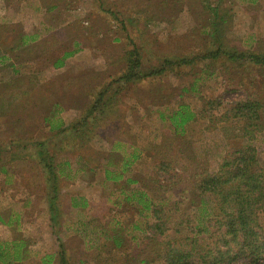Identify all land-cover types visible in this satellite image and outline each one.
<instances>
[{
    "label": "rangeland",
    "instance_id": "obj_1",
    "mask_svg": "<svg viewBox=\"0 0 264 264\" xmlns=\"http://www.w3.org/2000/svg\"><path fill=\"white\" fill-rule=\"evenodd\" d=\"M0 45V242L24 243V258L12 264H59L56 255L42 260L61 241L69 264H126L132 254V264H162L150 254L159 241L144 239L141 205L125 202L122 189L148 190L170 234H196L212 245L201 230L213 200L197 189L199 173L216 171L225 155L247 145L264 166V114L249 139L247 120L231 111L248 98L264 104V65L227 56L264 54V0H0ZM219 47L218 58L205 57ZM135 49L141 75L114 84L120 89L103 104L105 117L81 135L53 136L50 124L69 128L84 118ZM70 50L65 65L53 64ZM181 58L194 61L155 72ZM181 104L196 113L184 131L170 119ZM52 138L65 142L55 157L63 171L58 222L36 147ZM134 154L126 174L140 182L105 178L106 167L120 170ZM161 161L169 167L162 174ZM260 221L264 229V210Z\"/></svg>",
    "mask_w": 264,
    "mask_h": 264
},
{
    "label": "trees",
    "instance_id": "obj_2",
    "mask_svg": "<svg viewBox=\"0 0 264 264\" xmlns=\"http://www.w3.org/2000/svg\"><path fill=\"white\" fill-rule=\"evenodd\" d=\"M27 39L23 41L25 43ZM223 50L219 47L212 53L206 54L205 57L218 58ZM75 51H65L63 55L57 57L53 64L61 67L65 60L74 55ZM227 56L232 59H249L256 64L264 65L263 53H251L250 55L240 54L238 52H228ZM194 58H181L179 60L166 59L156 73H163L169 66L174 64L192 63ZM153 73V72H152ZM151 73V74H152ZM141 75V58L137 49L130 50L127 58V70L118 78L113 79L105 89L101 90L88 114L81 118L80 121L67 128L62 124H50V132L53 136H60L66 132L72 133V136L81 135L84 127H88L91 120L101 121L106 114V108L109 103L115 100L120 86L114 87L116 83L126 84L135 82ZM108 91L112 95L107 96ZM234 116L243 117L247 120L245 134L252 139L255 136V130L258 121L264 114V104L259 99L248 98L238 101L231 109ZM196 113L188 105L181 104L179 109L170 116L172 124L184 131L185 125L194 119ZM51 136V137H53ZM54 140V143L48 144V141L36 143L39 160L45 167L47 181L50 192L47 196L50 206L51 219L58 222L60 212L57 204L60 196L59 182L63 175L60 170L58 160L55 159L58 151L65 148V142ZM53 145V150L50 146ZM3 147L0 146V162L2 161ZM138 158L137 154L132 156V160H126L123 168L120 170L109 167L105 169V178L120 182L125 179L129 183L140 182L139 179L126 174L128 167ZM66 162H69L67 160ZM164 162L159 163L161 174L165 166ZM163 177V176H162ZM197 189L202 193L210 196L213 200L211 216L209 217L207 227L201 231H206L214 238L212 245H205L196 234H184V236L172 235L169 233L170 225L162 215L159 203L154 198V194L148 190L125 191L122 189L123 200L127 203L133 199L141 209L139 212L144 216L142 220V231L147 235L145 240H154L158 242L154 253L155 261L162 264H262L264 261V229L260 221V212L264 210V166L258 156L257 148L254 145H247L235 149L225 155L219 168L211 171L204 168L199 173L197 179ZM162 199H164L162 197ZM75 205H77L75 203ZM144 225V226H143ZM139 226V225H138ZM197 228V227H196ZM192 231L195 228L191 229ZM117 246L122 245V241L113 237ZM24 243L15 239L13 241L0 242V261L4 264H12L15 261L23 259ZM59 257V264H69L66 255L64 243H59V249L56 254H47L42 262L53 261V256ZM131 255V254H130ZM134 255V254H132ZM130 256L126 264H132L134 257ZM148 264V261H145Z\"/></svg>",
    "mask_w": 264,
    "mask_h": 264
},
{
    "label": "crops",
    "instance_id": "obj_3",
    "mask_svg": "<svg viewBox=\"0 0 264 264\" xmlns=\"http://www.w3.org/2000/svg\"><path fill=\"white\" fill-rule=\"evenodd\" d=\"M30 34H31V33H30ZM30 34H29V36L26 38L27 41H29L30 36H33L34 33H32L31 35H30ZM1 48H2V46L0 45V50H1ZM15 51H16V49H15ZM3 54H5V53L3 52ZM13 54H16V53L14 52ZM0 56H1V55H0ZM67 60H68V58L65 60V64H66ZM65 64H64V65H65ZM10 65H11V69L13 70V72H16V73L19 72V70H18V66H17V63H16V62H11ZM12 76H13V75H12ZM74 201H75V203H76L77 205H80V203L78 202V199H77V198H74ZM75 203H74V205H75Z\"/></svg>",
    "mask_w": 264,
    "mask_h": 264
}]
</instances>
